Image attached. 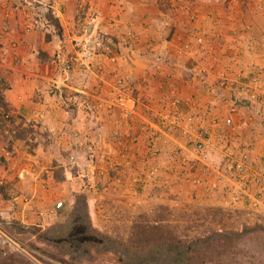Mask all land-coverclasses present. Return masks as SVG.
I'll list each match as a JSON object with an SVG mask.
<instances>
[{
  "label": "rangeland",
  "instance_id": "rangeland-1",
  "mask_svg": "<svg viewBox=\"0 0 264 264\" xmlns=\"http://www.w3.org/2000/svg\"><path fill=\"white\" fill-rule=\"evenodd\" d=\"M193 1L176 0L185 22L170 27L167 42L140 47L128 29L124 40L102 27L101 14L121 0H101V8L77 0L70 14L62 9L66 0H0V19L51 25L43 28L51 31L54 74L75 84L69 89L50 82L56 87L47 88L48 96L57 101L48 110L55 114L43 122H29L24 106L0 101V164H13L18 150L36 156L41 148L42 161L53 167L45 173L31 162L44 177L34 188H18L22 178L0 181L4 200L28 189L34 196L26 219L0 215L4 231L21 247L8 255L0 250V264L14 254L31 264H264V201L252 204L245 194L250 184L242 186L228 167L245 156L247 176H255L264 165V143L253 139L259 129L252 132L248 114L241 113L247 106L264 117V0H222L209 12ZM60 17L70 24L59 26ZM9 43L0 38L4 101L13 84L17 97L26 85L9 79L16 70L6 66L20 70L24 61L16 42ZM124 49L139 70L124 67ZM191 60V72L176 71ZM254 78L261 84L252 102ZM211 82L214 97L204 99L209 91L201 87ZM176 100L191 131L210 128L216 119L222 127L226 118L235 130L213 148L195 149L185 127L163 121ZM257 121L264 128V118ZM36 192L45 193L43 203H35ZM240 195L246 198L235 199ZM9 204L14 209L17 202ZM76 231L84 233L79 245L72 240ZM170 240L179 247H167Z\"/></svg>",
  "mask_w": 264,
  "mask_h": 264
},
{
  "label": "crops",
  "instance_id": "crops-1",
  "mask_svg": "<svg viewBox=\"0 0 264 264\" xmlns=\"http://www.w3.org/2000/svg\"><path fill=\"white\" fill-rule=\"evenodd\" d=\"M76 1L77 0H66V5L62 4V6H65L62 9L68 11V13L70 14V11L73 12V10L75 9ZM204 1L205 3L202 4L203 2L202 0H200L202 8H200L197 0H194L191 5L197 4V10L201 11V9H203L204 11L209 12L219 6V4L215 3L222 4V0ZM89 3L98 8L102 7L101 0H89ZM120 3L121 4H118L117 6H111L108 11H105V15L101 14L102 23H106L105 26L102 27L105 28L104 30L107 31V33L110 34L112 38L122 39L124 38V36H126L125 34L127 32L130 35L132 41L135 40L141 44L140 47H144L146 46L147 42L153 41L154 46H156L158 43L160 46L163 45L164 41L167 42V39H170V27L172 28V26L177 25L178 21L179 24L185 22V17L182 19V14H178V12L180 11L176 7V5L178 4L176 0H121ZM192 7L195 9V6ZM57 22L59 26L65 25V22L68 25L70 24L68 20L62 17H60ZM120 22L123 23L121 24ZM26 25L23 24V21L20 22V19L16 20V18H12L9 20L0 19V38H6L10 41V43L16 42L17 45H14L16 46L15 51L17 55H21L24 57L23 65L20 70L14 69L13 67H11V65L6 66L7 68L16 70V73H13V77L11 78V76H9V79H13L12 81L15 82V77H19L17 78L19 79L17 83H19L21 80H24L26 84L23 88H20L21 93H17L19 97L16 96L18 88L15 87L17 85L13 84V88L9 89L6 92L5 102H8L12 107L24 106L22 107L24 110L21 114L24 116L25 120L29 122H43L47 118L52 119L55 114L53 113V111L48 110V107L50 105L52 106L51 103H55L57 101L54 100L53 96H48V91L53 90L51 86L56 87L57 85V87L64 86L68 87L69 89H75V84H72L71 86L69 83H64L63 79L60 76L54 74L58 71L57 68H52V66L55 65L51 63L54 58V55L52 54L53 52L55 54V50L52 47L53 44L49 43L47 40V32L51 31L48 28L46 30L45 28H43L44 26L51 27V25L47 23V21H43L42 19L37 22L29 20ZM121 25H123L124 27L121 28ZM126 29H128V31L125 32ZM124 40H128V37L126 36ZM160 42H162V44H160ZM6 45H8V42H6ZM21 51H23V54L20 53ZM126 51L128 50L124 49V51L120 55L121 59L126 62L124 67L130 66V68L132 69L139 70V68H134L133 65H131L134 54H125ZM40 52L42 53L40 54ZM39 55H42V57H44L47 61L44 62L45 60H43L41 57L38 58ZM59 56L61 57L60 54ZM179 64L181 65L175 66L178 73H183L184 70H188L187 72H191L190 68H192L193 65L192 60L191 64H189L188 66L183 65L182 63ZM137 66L139 67V65ZM51 68L53 70H51ZM60 72L61 70H59V73ZM9 73H11V71H9ZM51 81H54L56 85H52V83H50ZM212 84L213 83L211 82L201 87V89L209 91L204 93V99H210V97L213 95L212 92L210 93V90H213ZM58 102L59 105L60 103L62 104L61 100H59ZM246 107L242 108L243 112L241 113H243V115L248 114V116L245 117H248L247 120L250 122L252 132L259 129V131L255 133L256 137L253 139L258 141V145H263L264 128H257L259 124L256 123H258L257 119H262L264 117L259 114H251L253 113V111L250 112V110H247ZM254 128L256 130H254ZM252 132L249 133L251 134ZM259 134H262L263 136L260 137ZM42 151L43 150L39 148L36 156H34L32 152H27L26 149L24 150L23 154L19 150L16 151V153H14V159L12 160L13 164L11 163L8 166L0 164V181L8 183L10 181H15L16 178H22L23 181H20L18 186V188L20 187L21 190H23V187L26 186H33V188L37 187L40 184L39 181L43 182L44 177L43 179L41 177H38V174L34 172V170H36L37 168H33L34 164L31 162H36L37 164L42 165L40 171L46 168L47 171L45 173L49 172V168H53L48 163H44L42 161ZM22 160H24L26 163H22ZM14 161L17 164L14 165ZM10 172H12V174ZM27 191H25V193L23 194H21L20 191H14L12 193V198H8L10 200H4L3 198H0V215L2 216V218L8 220L12 218V220H14V217L16 220H22V218L26 219V217L32 215V207L30 204L33 201L31 195L33 198L34 196L32 193H30V191L33 190L28 189ZM44 198V192H36L34 199L35 203L38 204L40 203V201L42 202ZM11 202H17V204L14 205V209H11L10 207L9 203Z\"/></svg>",
  "mask_w": 264,
  "mask_h": 264
},
{
  "label": "built area",
  "instance_id": "built-area-1",
  "mask_svg": "<svg viewBox=\"0 0 264 264\" xmlns=\"http://www.w3.org/2000/svg\"><path fill=\"white\" fill-rule=\"evenodd\" d=\"M81 44V43H79ZM88 57L92 56V53L88 52ZM87 56V55H86ZM255 83V84H254ZM254 87H252L253 91L250 93V99L253 101H257L256 97L259 96L255 89L260 87L261 80L259 78H254L252 81ZM123 101V99H121ZM124 103V102H123ZM181 101L176 100L171 105L173 110L168 115L163 116V121H167V119L171 120V125L185 127L188 130L186 133L187 142L189 145H192L197 150H205L208 147H214L215 143H219L221 141L226 140L233 130H235L234 123L231 118H226L223 120V125L221 127L220 120H214L210 128H201L199 130H190L189 128V116L181 110ZM236 109H232L235 111ZM159 126V125H158ZM154 128H159L157 125L153 126ZM189 128V129H188ZM159 130V129H158ZM229 172L231 175H234L236 180H239L242 184L248 183L250 184V188L246 186L245 194L249 201L258 205L264 201V165L259 169L258 173L253 177L252 175L247 176L248 165L245 156L242 158V161H233L231 164H228ZM250 181V182H249ZM241 186V187H242ZM243 188V187H242ZM248 188V189H247ZM244 198V196H238L235 199L239 200ZM245 197V198H246ZM244 198V199H245ZM0 248L4 255L12 254L17 252L21 247L18 242H16L12 237H10L3 229L2 223L0 222Z\"/></svg>",
  "mask_w": 264,
  "mask_h": 264
},
{
  "label": "trees",
  "instance_id": "trees-1",
  "mask_svg": "<svg viewBox=\"0 0 264 264\" xmlns=\"http://www.w3.org/2000/svg\"><path fill=\"white\" fill-rule=\"evenodd\" d=\"M0 101H2V105L3 106H5V101L3 100V98H2V96L0 95ZM83 235H84V233L83 232H79L78 234H77V231L75 232V235H73V238H72V240H73V244L74 245H79V244H81L82 242H83V240H82V238H83ZM200 238H202V237H200ZM197 242V241H196ZM193 243V242H192ZM191 244V241H187V243H186V245H190ZM185 245V244H184ZM167 247H172V248H175V249H177L176 248V246H178L179 247V244H175L174 243V241H172V240H170V241H168L167 242V245H166ZM183 246V243L182 244H180V247H182ZM0 250H1V248H0ZM2 251V250H1ZM0 251V253H2ZM187 258H188V256H187ZM9 260H7L6 262H4V263H2V264H31V263H29V261L28 260H25L23 257H21V256H16V254H14V255H12V257L10 256L9 258H8ZM180 264V263H179Z\"/></svg>",
  "mask_w": 264,
  "mask_h": 264
},
{
  "label": "water",
  "instance_id": "water-1",
  "mask_svg": "<svg viewBox=\"0 0 264 264\" xmlns=\"http://www.w3.org/2000/svg\"><path fill=\"white\" fill-rule=\"evenodd\" d=\"M61 208H62V205H58V207H57V211H60Z\"/></svg>",
  "mask_w": 264,
  "mask_h": 264
},
{
  "label": "bare ground",
  "instance_id": "bare-ground-1",
  "mask_svg": "<svg viewBox=\"0 0 264 264\" xmlns=\"http://www.w3.org/2000/svg\"><path fill=\"white\" fill-rule=\"evenodd\" d=\"M64 204V203H63Z\"/></svg>",
  "mask_w": 264,
  "mask_h": 264
}]
</instances>
